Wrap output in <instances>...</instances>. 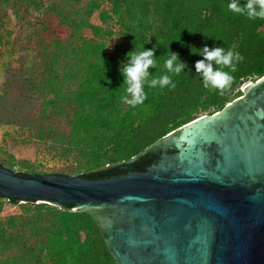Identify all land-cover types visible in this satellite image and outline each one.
Listing matches in <instances>:
<instances>
[{
	"label": "trees",
	"instance_id": "obj_1",
	"mask_svg": "<svg viewBox=\"0 0 264 264\" xmlns=\"http://www.w3.org/2000/svg\"><path fill=\"white\" fill-rule=\"evenodd\" d=\"M27 1L35 10L42 8L41 0ZM80 1L43 6L40 12L49 20L36 23V33L39 43L48 36V44L37 53L40 61L28 85L51 96L42 109L50 123L35 134L36 142H53L52 150L70 162L78 177L126 173L124 164L100 168L127 162L201 114L220 111L242 95L243 83L264 77V19L229 11L228 0H83L77 5ZM8 43L0 35V46ZM140 46L153 50L156 61L147 79L166 72L163 60L169 53L185 67L172 76L175 87L145 84L146 99L132 107L120 99L121 68ZM205 46L230 48L244 57L223 95L205 89L196 73L194 64L204 57L192 49ZM59 118H66L67 132L53 125ZM159 159L145 155L130 166L145 172ZM30 170L16 172L40 174ZM63 207L27 201L19 214L0 218V264H116L92 216Z\"/></svg>",
	"mask_w": 264,
	"mask_h": 264
},
{
	"label": "water",
	"instance_id": "obj_2",
	"mask_svg": "<svg viewBox=\"0 0 264 264\" xmlns=\"http://www.w3.org/2000/svg\"><path fill=\"white\" fill-rule=\"evenodd\" d=\"M122 164L126 173L94 180L0 166V195L90 214L116 264H264V77L102 170Z\"/></svg>",
	"mask_w": 264,
	"mask_h": 264
},
{
	"label": "rangeland",
	"instance_id": "obj_3",
	"mask_svg": "<svg viewBox=\"0 0 264 264\" xmlns=\"http://www.w3.org/2000/svg\"><path fill=\"white\" fill-rule=\"evenodd\" d=\"M53 1L58 0H41L42 8ZM84 1L77 5H82ZM42 8L35 10L27 0H0V35L10 42L0 46V164L15 172L31 168L32 173L76 176L70 162L52 150L53 142L37 143L35 139V134L50 123L44 118L42 109L51 96L37 88L31 90L28 86L32 81V70L40 61L37 53L42 52L41 47L48 44V36L43 35L45 42L39 43L36 33V23L49 20L48 14L40 12ZM83 33L88 31L84 30ZM256 81L243 83L240 87L242 95L244 85ZM204 115L207 114L200 116ZM53 125L64 132L68 131L66 118L54 119ZM9 161H14V164L9 165ZM20 204L25 203L13 205L0 198V218L19 214Z\"/></svg>",
	"mask_w": 264,
	"mask_h": 264
},
{
	"label": "clouds",
	"instance_id": "obj_4",
	"mask_svg": "<svg viewBox=\"0 0 264 264\" xmlns=\"http://www.w3.org/2000/svg\"><path fill=\"white\" fill-rule=\"evenodd\" d=\"M227 9L233 13L246 16L249 20L264 19V0H228ZM204 57L195 62L196 73L202 77V86L205 89H213L223 95L224 91L233 82L232 73L236 72L237 65L244 59L238 51L228 48L214 47L209 49H192ZM128 62L121 68L124 76L123 95L120 99L123 103L135 107L146 99L145 84L148 88L175 87L173 75H179L185 65L178 59L176 53H169L163 60L164 74L149 77V67H155L153 50H142V46L128 54ZM216 65V67L213 66ZM225 69H228L227 71Z\"/></svg>",
	"mask_w": 264,
	"mask_h": 264
},
{
	"label": "flooded vegetation",
	"instance_id": "obj_5",
	"mask_svg": "<svg viewBox=\"0 0 264 264\" xmlns=\"http://www.w3.org/2000/svg\"><path fill=\"white\" fill-rule=\"evenodd\" d=\"M239 98V97H238ZM168 152H171V151H168ZM160 154H161V152H159L158 154H156V155H159L160 156Z\"/></svg>",
	"mask_w": 264,
	"mask_h": 264
}]
</instances>
